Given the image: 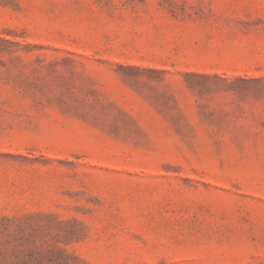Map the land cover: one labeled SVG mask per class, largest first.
Listing matches in <instances>:
<instances>
[{
  "label": "rangeland",
  "instance_id": "obj_1",
  "mask_svg": "<svg viewBox=\"0 0 264 264\" xmlns=\"http://www.w3.org/2000/svg\"><path fill=\"white\" fill-rule=\"evenodd\" d=\"M0 264H264V0H0Z\"/></svg>",
  "mask_w": 264,
  "mask_h": 264
},
{
  "label": "trees",
  "instance_id": "obj_2",
  "mask_svg": "<svg viewBox=\"0 0 264 264\" xmlns=\"http://www.w3.org/2000/svg\"><path fill=\"white\" fill-rule=\"evenodd\" d=\"M190 77H193V76H191V75H187V78H190Z\"/></svg>",
  "mask_w": 264,
  "mask_h": 264
}]
</instances>
